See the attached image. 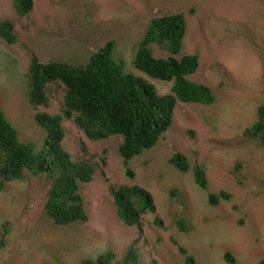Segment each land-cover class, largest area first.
<instances>
[{
	"label": "rangeland",
	"instance_id": "rangeland-1",
	"mask_svg": "<svg viewBox=\"0 0 264 264\" xmlns=\"http://www.w3.org/2000/svg\"><path fill=\"white\" fill-rule=\"evenodd\" d=\"M12 1L0 0V18L13 21L19 36L15 45L0 39V107L22 142L41 148L45 139L26 95L32 52L43 62L80 64L114 40L116 57L135 73L138 42L156 15L185 14L181 56H199L189 79L210 87L217 100L178 103L170 130L128 163L120 138L92 141L65 120L64 149L95 169L80 191L88 220L59 227L46 216L45 175L8 182L0 192V264H80L108 251L122 258L133 246L138 264H185L180 248L199 264H264V146L243 135L264 104V0H34L29 17L18 16ZM153 49L158 57L167 54ZM151 83L164 95L173 86ZM64 91L50 85L51 104L39 111L60 114ZM177 151L191 167L203 166L208 190L171 163ZM132 186L145 188L157 210L129 226L119 221L110 189ZM220 192L231 199L210 205L209 195Z\"/></svg>",
	"mask_w": 264,
	"mask_h": 264
},
{
	"label": "trees",
	"instance_id": "trees-1",
	"mask_svg": "<svg viewBox=\"0 0 264 264\" xmlns=\"http://www.w3.org/2000/svg\"><path fill=\"white\" fill-rule=\"evenodd\" d=\"M12 7L18 16L29 17L34 0H13ZM187 31V20L182 12L150 18L133 56L135 73L127 72L124 60L116 57L114 40L80 64L62 59L43 62L32 52L25 73L26 95L36 110L35 119L45 139L41 148L32 142H22L18 130L0 107V192L8 182L24 180L27 175H45L51 185L44 203L46 216L59 227L86 222L88 215L81 184L92 180L95 169L85 160L74 161L64 149V121H73L92 141L120 138L119 152L128 163L154 148L170 130L178 103L214 105L217 100L214 91L189 79L199 68V56H181ZM0 39L9 45L19 43L13 21L0 18ZM153 46L167 53L166 56H156ZM151 79L173 83L171 92L159 94ZM55 83L65 90L61 113L39 111L42 106H50L48 89ZM243 135L264 146V104L257 108L255 122L244 129ZM171 163L182 172L191 171L196 184L208 190L203 166L191 167L189 159L178 151ZM110 194L116 215L125 225H137L143 213L157 210L152 195L143 187L111 188ZM230 199L231 195L226 192L210 194L209 204L214 206ZM155 221L159 219L156 217ZM8 233H4L3 241ZM179 251L185 264H199L186 249ZM226 259L234 262L229 254ZM138 263L139 254L133 246L122 258L108 251L96 259H84L80 264Z\"/></svg>",
	"mask_w": 264,
	"mask_h": 264
},
{
	"label": "clouds",
	"instance_id": "clouds-1",
	"mask_svg": "<svg viewBox=\"0 0 264 264\" xmlns=\"http://www.w3.org/2000/svg\"><path fill=\"white\" fill-rule=\"evenodd\" d=\"M152 80V79H151ZM151 83V82H150ZM152 84V83H151ZM156 88V87H155ZM131 161V160H130ZM113 199V198H112ZM113 206H114V201H113ZM115 208V207H114ZM120 221V220H119ZM121 222V221H120Z\"/></svg>",
	"mask_w": 264,
	"mask_h": 264
}]
</instances>
